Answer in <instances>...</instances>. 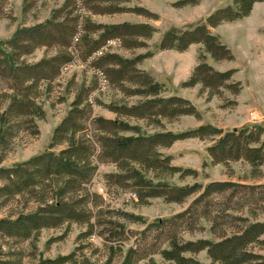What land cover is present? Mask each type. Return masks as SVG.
<instances>
[{
	"label": "rangeland",
	"instance_id": "1",
	"mask_svg": "<svg viewBox=\"0 0 264 264\" xmlns=\"http://www.w3.org/2000/svg\"><path fill=\"white\" fill-rule=\"evenodd\" d=\"M65 1L6 0L0 13V40H9L18 27L50 19ZM71 2L76 8L79 24L77 45L71 50L75 56L57 79L42 83L38 102L43 113L35 117L40 133L32 134L28 124L20 127L12 137L9 149L0 147V166H12L48 149L55 127L67 115L72 101L82 92L87 93L93 102L92 118L118 119L134 126L142 134L165 130L180 133L207 123L224 132L257 125L264 127V1L255 2L247 16L210 26V31L233 52L232 60L216 59L203 42L192 43L186 50L179 51L174 48L162 49L161 41L168 31L181 34L207 23L209 15L219 8L233 5L234 0ZM92 6L96 9H90ZM110 6L120 9L115 13L102 12ZM121 22L144 23L153 27L154 31L148 38L127 37L125 41L131 44L130 47L125 45L123 39L112 38L93 52L92 48L105 30L98 26ZM56 51L52 47H39L24 58L33 63L56 54ZM110 54L127 59L142 56L135 66L148 72L160 84L159 96L180 95L188 98L200 115L185 114L168 119L161 115L148 118L112 111L109 106H131L147 97L132 94L131 90L136 85L130 81L116 84L110 79L108 83L97 76L96 67H117L102 59ZM90 60H96L95 64L89 63ZM203 60L221 71L236 68L234 80L241 81V91L234 94L232 88L220 87L218 93L210 95V90L203 88L201 83L184 85ZM5 86L0 80L2 97L6 92ZM91 127L93 129L96 125L91 123ZM136 133L135 130L120 131L122 135ZM217 139V135L205 139L185 136L169 147L158 149L165 156L171 155V164L180 170L164 172L161 177L147 171L148 177L178 186L203 184L200 192L193 193L184 202L167 201L162 196L142 201L139 193L136 198H130L129 192L136 191L133 186L122 188L106 184V174L117 172L116 165L100 164L89 185L93 193L87 203L89 221L45 227L28 238L6 236L0 232V264H120L131 247L140 250L142 258L138 264H176L164 255L174 241L217 240V233L221 229L230 231L236 228L244 223V217L264 221V202L249 203L245 199L247 190L244 185L264 183V178H255L257 169L244 159L232 160L227 164L213 163L208 148ZM65 146L59 145L54 149L58 151ZM260 168L264 171V164ZM212 181H228L233 185L225 191L206 196L198 203L196 213L191 211L186 214L188 221L182 224L180 214L189 209L192 201ZM22 202L14 201L0 206V217L22 210ZM33 206L35 204L30 205ZM253 249L264 254V249L257 245ZM183 254L194 260L190 264H218L212 263L206 249Z\"/></svg>",
	"mask_w": 264,
	"mask_h": 264
},
{
	"label": "trees",
	"instance_id": "2",
	"mask_svg": "<svg viewBox=\"0 0 264 264\" xmlns=\"http://www.w3.org/2000/svg\"><path fill=\"white\" fill-rule=\"evenodd\" d=\"M5 1L0 0V13ZM257 1L264 0H234L233 5L219 8L209 15L207 23L181 34L168 31L162 38L161 48L184 51L192 43L203 42L216 59L232 60L233 52L210 31V26L247 16ZM90 9L96 8L92 6ZM119 9L110 6L102 12L115 13ZM75 12L74 3L66 0L61 8L53 12L50 19L18 27L9 40H0V80L6 85L4 96H0L1 149H9L12 137L24 125L28 124L32 134L40 133L35 117L43 113L38 102L42 83L57 79L75 56L71 51L77 45L79 28ZM98 27L105 30L92 48L93 52L109 39L119 38L125 41L132 36L148 38L154 31L150 25L131 22ZM125 45L130 47L131 44L126 42ZM39 47H52L57 51L56 54L45 56L36 62H27L24 57ZM141 57L127 59L110 54L102 59L116 65V68L96 67L97 76L102 80L110 83L111 79L116 84L130 81L136 85L131 90L132 94L147 97L131 106H109L110 109L118 114L148 118L158 115L168 119L185 114L199 116L197 108L188 98L180 95L159 96L160 84L148 72L135 66ZM95 61L90 60L89 63L95 64ZM236 71V68L217 70L203 60L184 85L195 86L201 83L203 88L210 90V95L218 93L220 87L232 88L233 93L238 94L242 83L234 80ZM84 93L76 96L67 115L55 127L48 149L12 166H0V206L14 201L21 203L24 199L22 210L0 217V232L4 235L28 238L45 227H59L68 222H88L90 212L87 203L93 196L89 185L100 164L105 163H113L118 169L117 172L106 174L107 185L122 188L133 186L136 191L131 192L136 195L139 193L142 201L162 196L167 201L184 202L193 193L200 192L203 184L173 185L164 180L154 181L146 172L152 171L155 176L161 177L164 172L179 171V167L171 164L172 156H165L158 149L169 147L185 136L205 139L217 135L218 139L208 148L213 163L227 164L232 160L244 159L257 169L254 172L255 178H264V171L260 168L264 164V127L261 125L224 132L207 123L180 133L165 130L142 134L134 126L118 119L102 116L92 118L93 102ZM91 123L96 127L92 129ZM122 130H135L137 133L122 135ZM64 144L66 146L63 149H54ZM231 185L233 184L228 181L208 183L192 201L189 209L180 214L181 223H187L186 214L191 211L195 214L198 203L206 196L225 191ZM244 185L247 190L245 199L249 203L259 200L264 202V183ZM31 204L35 206L30 207ZM243 219V224L230 231L221 229L217 233V240L174 241L164 255L176 264H190L194 260L183 253L206 249L212 263L264 264V254L253 249L256 245L264 249V221L250 220L249 217ZM141 258L139 248L131 247L120 264H138Z\"/></svg>",
	"mask_w": 264,
	"mask_h": 264
},
{
	"label": "built area",
	"instance_id": "3",
	"mask_svg": "<svg viewBox=\"0 0 264 264\" xmlns=\"http://www.w3.org/2000/svg\"><path fill=\"white\" fill-rule=\"evenodd\" d=\"M129 195H130V198H132V197L136 198V196H137L135 192H129Z\"/></svg>",
	"mask_w": 264,
	"mask_h": 264
}]
</instances>
